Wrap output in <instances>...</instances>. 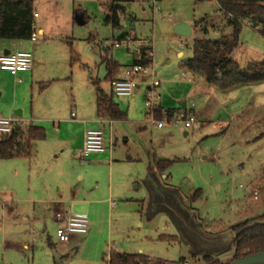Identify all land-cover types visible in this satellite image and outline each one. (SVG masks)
I'll use <instances>...</instances> for the list:
<instances>
[{
  "label": "rangeland",
  "instance_id": "rangeland-1",
  "mask_svg": "<svg viewBox=\"0 0 264 264\" xmlns=\"http://www.w3.org/2000/svg\"><path fill=\"white\" fill-rule=\"evenodd\" d=\"M124 7L135 22L126 18L121 27L114 30L105 24L107 11L99 1H45L37 10L40 18L35 21L37 29L42 27L45 35L35 30L38 41L26 42L30 45L31 69L36 71L35 76L32 80L30 73L23 76V82L17 83L9 74L0 72V116H16L18 111L24 122L31 121L33 116L34 124L52 135L49 123L36 119L70 118L72 111L77 113L76 106L80 109V115L77 114L80 120L95 115L97 89L93 84L98 80L105 94L111 93L110 82L105 81L107 67L101 58L108 54L112 61L119 63V75L125 74V66L130 67L134 59V52L126 48L107 52L106 42L118 39L122 33L150 40L154 50L151 70L154 79L163 84L157 94L163 102L165 100L164 107L180 109L179 100L184 102L185 108L193 104L197 125L185 129L183 124L166 123L163 129H158L147 115L149 86L136 89L131 99L115 98L123 110L134 101L126 112L128 120L140 115L146 122L144 131L135 127L127 130L130 148H139L142 159V163H136V168L142 164L149 167L154 157L174 161L164 174L156 173V178L164 187L179 192L202 230L209 235L228 233L231 226L263 215L264 195L255 202L251 191H264V83L227 92L209 88L203 75L192 77L180 68L183 61L192 58L195 40H219L231 35L232 30L221 17L219 5L214 0H161L154 5L135 2ZM77 11L85 14L84 25L75 21ZM203 20L205 22L196 27ZM178 23L194 28L189 38L174 33ZM5 42L0 40V54L5 51L2 46ZM239 47L232 59L242 67L264 61V36L246 24ZM145 79L149 84L151 78ZM142 80L140 78L139 82ZM190 90L197 97L186 103ZM95 128L88 126V129ZM77 133L76 129L62 125V139L77 138ZM121 137L116 149L118 157L127 151ZM35 150L32 171L37 168L44 171L43 168L53 164L50 151L44 143H39ZM83 159L81 150L80 160ZM30 166L28 159L0 160V264H54L56 255L63 257L65 264H108L112 252L141 254L153 262L166 264H176L182 258L187 260L185 264H204L201 257L192 259L189 247L183 243L158 240L160 236H178V233L165 214L148 215L149 193L145 180L149 172L146 176L144 172L137 181L134 200L125 201L118 194L111 197L116 206L114 211L110 202L105 201L109 198L107 171L100 181L92 174L87 185L89 193L80 192V207L84 200L103 202L91 206L99 209L98 225L92 237H84L75 254V248L69 243L57 241L56 228L45 219L43 207L33 204L32 201L43 196L35 190ZM117 168L122 176L123 173L129 175L127 168L131 167H116L113 184L116 193L122 185L118 182ZM96 181L100 182L97 192L94 191ZM82 186L80 184V188ZM49 241L54 247L49 246ZM232 255L233 250L216 258L227 263Z\"/></svg>",
  "mask_w": 264,
  "mask_h": 264
},
{
  "label": "trees",
  "instance_id": "trees-1",
  "mask_svg": "<svg viewBox=\"0 0 264 264\" xmlns=\"http://www.w3.org/2000/svg\"><path fill=\"white\" fill-rule=\"evenodd\" d=\"M51 0H0V40L26 42L35 33L36 4ZM77 1V0H74ZM104 4L107 10L105 24L112 29L121 27L122 20L130 18L124 4L135 2H160L161 0H96ZM220 8L221 17L232 30L230 36L219 40H195L192 46V58L181 63V67L194 74H201L210 87L228 91L232 88H243L252 84L264 83V61L253 63L246 68L232 59V53L238 48L244 24L250 23L251 28L264 36V0H214ZM76 14H82L77 11ZM85 17V14H82ZM128 18V19H129ZM86 19V18H85ZM199 22L197 26L204 23ZM207 30H205L206 32ZM124 37V36H122ZM71 54L74 51L70 45ZM75 61L74 56L72 62ZM107 65L108 74L105 81L112 84L118 70L117 64L110 63L107 55L102 58ZM97 89L98 116L108 120H124L123 113L114 100V95L105 94L97 81L93 84ZM175 110L163 111L161 107L154 110L157 121L167 117L170 122L177 114ZM46 139L45 129L33 124H16L9 135L0 136V160L31 159L35 154L36 143ZM174 161L157 160L150 164V173L164 174ZM264 176V169H263ZM200 192L195 193L193 201ZM190 210V209H189ZM264 214L230 227L229 232L235 234L233 255L229 262L222 263L213 256H202L204 264H230L231 262L264 252ZM161 242L181 243L179 236L163 235L158 238ZM52 247V245H50ZM192 259L198 257L192 256ZM182 258L176 264H185ZM108 264H166L153 262L151 258L137 254H121L112 252Z\"/></svg>",
  "mask_w": 264,
  "mask_h": 264
},
{
  "label": "crops",
  "instance_id": "crops-1",
  "mask_svg": "<svg viewBox=\"0 0 264 264\" xmlns=\"http://www.w3.org/2000/svg\"><path fill=\"white\" fill-rule=\"evenodd\" d=\"M44 2L45 1H41L36 4L37 14H38L37 10H39V8L44 4ZM146 3H153V5L155 4V2H146ZM124 5H122V7L126 9L127 14L130 16V14L128 13L127 7H124ZM103 7H104V10L107 11L104 4H103ZM39 18H40V15L38 14V17L35 18V21ZM85 18L86 17H84V20H86ZM129 20L130 22H135L134 19L132 20V17L131 19L129 18ZM191 28H192V33H193L194 28L193 27ZM35 30H37L38 34L45 35V30L42 27H39L37 29V23H35ZM127 35H130V34L122 33L120 37L127 36ZM7 41L8 40H6L5 43H2V46L5 49V51L4 53H1L0 56L6 53L8 54L14 53L16 51L30 52V45H28V43L26 42H37L38 39L36 41L30 40L26 42H17V41L7 42ZM239 49L240 47L238 46L236 50L238 51ZM235 51L232 53L231 57H234ZM133 58H134V54H133ZM109 61L112 64L118 65V70L114 75V80L123 78L124 73L122 75H119V71H120L119 63L114 62L111 59H109ZM133 63H134V59H133ZM127 67L128 66H125V69ZM180 68L183 69L181 65H180ZM159 70L160 69H158V71ZM0 72L9 74V77L14 79L15 82L17 83L23 82V79H24L23 76L27 77V75H29L30 73H31V79L33 80L35 73H36L34 69H31L28 72L19 73L15 76L8 72H3L1 70ZM107 74H108V69H107ZM189 74H191L192 77H196V75H199V74H194L192 72H189ZM19 75H21V77L18 78ZM145 77L147 78L148 76H145ZM145 77H143V80L138 88H140L142 85L149 86L146 82ZM148 79L150 78L148 77ZM252 85H255V84H252ZM100 86H101V82H100ZM162 87H163V84L161 85L160 88ZM247 87H244V89H248ZM110 89L112 92L111 83H110ZM232 89H235V88H232ZM232 89L228 91H231ZM191 92L193 93V91L191 90L188 93L189 95L185 100L186 103H188L190 100H193V98L195 99L197 97L196 94L193 95ZM134 94L135 92L130 97H122L120 99H131L133 98ZM115 98L117 97L114 96V100ZM175 101H178V99H176ZM164 102L162 101L161 95L159 94L158 106L161 107L164 112L168 110H175L176 112L191 113L195 116V110L193 108L194 107L193 104H191L192 106L190 105L187 108H185V106H183L184 102L179 100V103L182 106L180 109H167L163 105ZM133 103L134 101H131L129 107H131ZM116 104L119 106L117 102ZM95 106H96L95 107L96 114L90 115L89 117H85L86 119H83V120H80V118L77 117L78 113L80 115L79 106H76L75 108L77 113H75L74 111L71 112L70 118L65 117V118H51V119L50 118L36 119V120H42V122L45 121L49 123V125L52 128L51 129L52 135H48L47 130L44 127H42L45 129L46 139L36 143V149L39 143H44V146L48 147L50 151V157L53 159L51 160L53 164H49L46 166V168H43L45 169L44 171L39 170L38 168L37 170L32 171V168H31L33 167L32 158L35 157V155L37 154V151L35 150V154L33 155V157L31 159H28L30 160V163H31L30 168L33 174L35 185H36L35 190L38 194H41L43 196V199H38L32 202L34 205L40 204L43 207V210L45 213V219H47V222L52 223L57 229V227L61 223L56 221L54 213L60 210L70 211L71 214L73 215L86 216L89 219L88 233L86 235H74L70 238V241L68 242L71 248L72 247L75 248V254L79 252L80 244L83 241L84 237H87L88 235L92 237L93 231L96 229V226L98 225L97 215L99 213V209L97 207L92 209L91 206L99 205L100 203L103 202V201L84 200L82 207H80V192L82 194L89 193L88 192L89 188L87 187V185L91 181L92 174L95 175L96 180L100 181V179L103 180V177H105V170L107 171V178H108L107 193L109 194V198L105 199V201L110 202V208L112 211H114V208L116 206H115V203L111 201V197H113L115 194H118L117 196L120 199H123L125 201L134 200L133 198H135V196L137 195L136 186H135L137 184V181L139 180L140 176L144 172H145L144 176H146L148 172L150 173V169L148 165H146L147 167H145V165L142 164L140 168H136L135 165L137 162L142 163L141 155H139V148L137 147L130 148L129 146L130 141H129L128 134H127V130L132 127H135L137 128V130H141V131L146 130V122L143 120V118L140 115H138L136 119H132V120H128L127 117H126L127 119L125 118L124 120L103 119L98 116L97 102ZM129 107L127 108V110H123L119 106L120 110L125 114L126 112H128ZM18 113H21V112H18V111L16 112V116L20 118L22 116V113L20 116L18 115ZM34 120L35 119L32 116L31 121H26L21 124L30 123V124L35 125ZM62 125L71 127L73 130L76 129L78 132L77 138L67 137L66 139H62L61 138ZM89 125H94V127H96L95 129H100L104 132L105 151L103 153L92 154L91 156L88 157L89 160H86L84 162L83 160H80V151L83 148L84 135H85V132L88 130ZM80 128L82 132L81 137H80ZM105 135H106V139H105ZM185 135L187 136L188 134L186 133ZM119 136H122L121 139L123 140V148H125L127 151L125 155H120L118 157L116 149L119 144ZM140 154H142L141 151H140ZM155 159L156 158L154 157L153 161ZM80 164L82 165V167H80ZM119 165H126L127 167H131V168H127V172L129 175H127V173H123L122 176L120 175V172H119L120 169L117 168L118 169L117 171L119 172L118 175L120 176L118 179V182L122 185H121V188H119L118 192L116 193V190L114 189V186H113L114 173H115L116 167H119ZM152 174L156 176V172H153ZM99 181H96V187L94 189L95 192H97L100 189ZM80 184L84 186L80 188ZM119 210L120 209L116 210V213L118 212V215L121 213V211L119 212ZM90 218L92 219V222ZM172 236H175V235H172ZM48 244L49 246L52 245V247H54V245L50 241L48 242ZM171 244H176V243H171Z\"/></svg>",
  "mask_w": 264,
  "mask_h": 264
},
{
  "label": "built area",
  "instance_id": "built-area-1",
  "mask_svg": "<svg viewBox=\"0 0 264 264\" xmlns=\"http://www.w3.org/2000/svg\"><path fill=\"white\" fill-rule=\"evenodd\" d=\"M37 18L38 14L35 13ZM251 28L250 23H246ZM37 40V33H33L31 41ZM101 45H99L100 47ZM126 48L134 53V63L127 67L123 78L116 79L112 82V93L117 98L130 97L139 87L140 78L148 76L151 78L149 88L146 95L147 115L152 123L158 129H162L166 123L183 124L185 129L193 128L197 125L196 117L191 113L178 112L173 119L168 122L166 116L161 121H157L154 117V110L158 107L159 95L157 89L161 87V83L154 79L153 68L154 50L153 42L150 40H142L127 35L118 39L113 38L106 42L105 50L110 52L114 49ZM107 58L110 56L107 54ZM32 68V55L27 51H16L14 53L4 54L0 56V70L8 72L12 75L28 72ZM24 121L18 116L4 117L0 116V136L9 135L16 124ZM105 151L104 132L100 129H88L84 135L82 155L86 159L92 154L103 153ZM83 159L85 162L86 160ZM264 191L252 190L251 199L258 202ZM55 219L61 224L56 229V239L61 244H66L74 235H86L89 230V219L86 216H78L71 214L70 211L60 210L54 213Z\"/></svg>",
  "mask_w": 264,
  "mask_h": 264
},
{
  "label": "water",
  "instance_id": "water-1",
  "mask_svg": "<svg viewBox=\"0 0 264 264\" xmlns=\"http://www.w3.org/2000/svg\"><path fill=\"white\" fill-rule=\"evenodd\" d=\"M75 21L79 25L85 24L82 14H76ZM174 33L180 37L189 38L192 35V28L186 23H180L175 26ZM18 115L20 116L21 113ZM145 186L149 193V217L158 213L165 214L175 227L181 243L189 247L191 256L220 257L233 250L235 234L232 232L218 235L205 233L177 190L164 187L152 173H149L146 178ZM55 264H65L63 257L56 255ZM230 264H264V252L239 258Z\"/></svg>",
  "mask_w": 264,
  "mask_h": 264
}]
</instances>
